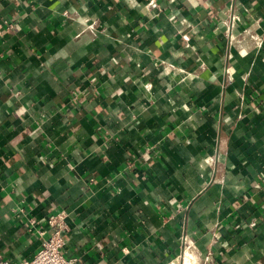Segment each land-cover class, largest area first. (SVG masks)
<instances>
[{
  "label": "crops",
  "instance_id": "1",
  "mask_svg": "<svg viewBox=\"0 0 264 264\" xmlns=\"http://www.w3.org/2000/svg\"><path fill=\"white\" fill-rule=\"evenodd\" d=\"M155 1L0 0L10 264H264V0Z\"/></svg>",
  "mask_w": 264,
  "mask_h": 264
},
{
  "label": "built area",
  "instance_id": "2",
  "mask_svg": "<svg viewBox=\"0 0 264 264\" xmlns=\"http://www.w3.org/2000/svg\"><path fill=\"white\" fill-rule=\"evenodd\" d=\"M151 4H155V0H151ZM237 16L232 15L229 30H232ZM12 24L8 21H0V37L12 28ZM48 224L51 234L42 243L40 250L31 259H24L21 264H76V258H68L63 252L66 245L67 235L70 226L67 222V214L65 211L52 213L48 217ZM0 264H10V261L0 253Z\"/></svg>",
  "mask_w": 264,
  "mask_h": 264
},
{
  "label": "bare ground",
  "instance_id": "3",
  "mask_svg": "<svg viewBox=\"0 0 264 264\" xmlns=\"http://www.w3.org/2000/svg\"><path fill=\"white\" fill-rule=\"evenodd\" d=\"M189 250V249H188ZM184 264H196L195 256L191 253V251H187L184 257Z\"/></svg>",
  "mask_w": 264,
  "mask_h": 264
}]
</instances>
